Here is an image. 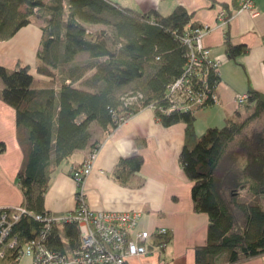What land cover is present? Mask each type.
<instances>
[{
  "label": "trees",
  "instance_id": "obj_1",
  "mask_svg": "<svg viewBox=\"0 0 264 264\" xmlns=\"http://www.w3.org/2000/svg\"><path fill=\"white\" fill-rule=\"evenodd\" d=\"M225 14L227 22L231 15ZM192 18L181 6L162 16L111 0H0V41L12 39L32 19L42 23L34 70L44 88H36L29 66H0V98L16 112V139L23 154L17 181L29 212L48 213L46 195L57 167L77 152L98 151L94 126L112 133L140 110L153 107L162 126L186 127L179 163L193 184L194 211L209 218L207 242L195 249V264H237L264 255V93L249 88L247 100L222 128H209L201 135L196 130L200 109L162 112L168 107L167 86L182 75L187 61L183 39L191 29L203 27ZM224 44L232 60L249 52L246 46L232 44L229 31ZM84 53L87 64L71 67L60 80V67ZM220 80L211 70L206 84L215 91ZM79 83L82 87L76 86ZM130 85V96L143 98L125 107L121 91ZM207 104L206 108L214 105ZM138 146H146V141L138 140ZM5 151L1 143L0 154ZM143 165L142 156L122 158L112 177L128 185ZM4 214L11 220L16 211L2 209L0 219ZM42 227L33 216L22 215L0 243V264H20V251ZM64 230L71 246L77 247V226L67 223ZM14 239L18 243L11 248ZM51 239L62 249L56 230ZM170 242L169 236L154 240L156 246Z\"/></svg>",
  "mask_w": 264,
  "mask_h": 264
},
{
  "label": "crops",
  "instance_id": "obj_2",
  "mask_svg": "<svg viewBox=\"0 0 264 264\" xmlns=\"http://www.w3.org/2000/svg\"><path fill=\"white\" fill-rule=\"evenodd\" d=\"M111 1L140 13L157 11L162 16L181 6L193 15V22L209 26L203 43L210 50L211 57L221 62V80L215 89L218 103L196 113V124L203 122L200 127L196 126L198 134L225 123L238 108L237 97L246 95L249 88L264 93V0H253L257 10L255 17L247 11L237 10L238 0ZM226 12L231 15L227 22L220 19V15ZM37 22L32 21L12 39L0 41V66L15 69L21 64L31 67L35 73L42 37V23ZM227 31L233 45L249 49L246 56L235 60L228 57L224 44ZM35 86L44 88L45 83L38 78ZM3 89L0 80V93ZM185 128L184 124L168 128L162 126L154 109L148 107L112 133L101 131L98 137L93 138V142H100V147L93 171L84 185L88 206L96 211L140 212L132 236L142 231L155 233L167 229L171 238L162 251L131 258L128 264H161V261L165 264H195V249L207 242L209 218L194 211L193 184L179 163ZM140 139L146 141V146H138ZM1 143L6 151L0 154V210L15 209L24 204V195L17 181L23 154L16 139V112L0 98ZM90 153L89 149L77 152L54 170L46 195L47 212L58 216L76 208L78 187L71 172L84 166ZM134 156H142L144 165L131 177L128 185H122L112 177V172L120 159ZM237 264H264V255Z\"/></svg>",
  "mask_w": 264,
  "mask_h": 264
},
{
  "label": "built area",
  "instance_id": "obj_3",
  "mask_svg": "<svg viewBox=\"0 0 264 264\" xmlns=\"http://www.w3.org/2000/svg\"><path fill=\"white\" fill-rule=\"evenodd\" d=\"M237 10L247 11L252 16L257 15L253 0H238ZM226 15L222 13L220 19L225 21ZM210 30L209 26L191 29L183 39L188 48L187 61L182 75L171 82L166 89L168 107L162 112L175 111L190 112L194 109H205L208 104H217L218 98L206 84L207 76L211 70L219 74L221 62L212 58L211 52L205 47L203 37ZM143 98L141 94L122 98L125 107L138 105ZM247 95H239L237 104H243ZM153 108V107H151ZM98 151L90 154L84 166L74 171L72 179L78 191L76 193V208L65 214L55 216L51 213L34 215L24 206L15 208L16 214L8 220L7 215L0 219V243L9 237L13 224L18 222L22 215L33 216L42 223L43 229L35 239L29 241L20 251V260L28 256L33 264H128L134 257L149 256L162 251L164 244L156 246L155 239L168 236L167 229L157 230L155 233L142 231L134 236L140 212L117 213L110 211H96L91 209L86 202L84 185L87 177L92 173ZM74 223L79 234V245L72 247L65 233V224ZM56 230L62 249H56L51 239ZM14 239L9 247L17 246ZM4 252L0 253V257ZM165 264V261H161Z\"/></svg>",
  "mask_w": 264,
  "mask_h": 264
},
{
  "label": "rangeland",
  "instance_id": "obj_4",
  "mask_svg": "<svg viewBox=\"0 0 264 264\" xmlns=\"http://www.w3.org/2000/svg\"><path fill=\"white\" fill-rule=\"evenodd\" d=\"M32 21H33V22L36 21V24L38 23V22H37L38 20L32 19ZM80 55H81V56H80ZM80 55H79V57H77V59L75 60V62H73V64H71V65H70V64H69V65H62V66L60 67V69L58 70V73H59V75H60V80L63 79L64 77H66L67 72H68V70H69L71 67L83 66V65L87 64V62H88V56H87V54L84 53V55H82V54H80ZM33 74L36 75L35 73H33ZM91 75H92V73H91V72H88L86 77H90ZM38 78H39V77L36 75L35 84L37 83V79H38ZM76 86H77V87H82V84L79 83V84H76ZM132 88H133L132 85L125 87V88L121 91L122 96H123V97H126V96L131 95V94L134 92V91L132 90ZM224 124H225V123H223V124L220 123V125H218V126H220V127H215V128H222ZM201 125H203V122H201V121L198 122V123L196 124V126H198V127H200ZM93 132H94V134H95L94 136H97V137L101 134V133H100L101 130H100V128H98L97 126H94V127H93ZM20 264H33V260H32V258H30V257H28V256H25V257H23V258L21 259Z\"/></svg>",
  "mask_w": 264,
  "mask_h": 264
}]
</instances>
